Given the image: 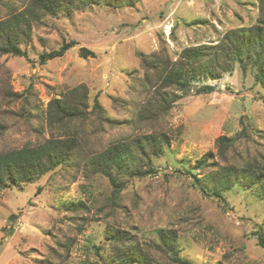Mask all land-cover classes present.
<instances>
[{
    "label": "rangeland",
    "instance_id": "rangeland-1",
    "mask_svg": "<svg viewBox=\"0 0 264 264\" xmlns=\"http://www.w3.org/2000/svg\"><path fill=\"white\" fill-rule=\"evenodd\" d=\"M24 2L0 0V19ZM263 18L261 0L93 4L34 26L22 45L26 57L0 56V86L13 92L0 94V151L36 145L76 127L88 139L83 150L89 158L121 137L132 140L158 131L169 137L168 147L157 155L147 148L154 173L123 176L125 188L116 204L108 178L76 162L0 189V264H105L94 246L103 245L100 254L106 253L111 226L129 231L145 248L159 243L160 229L175 230L180 255L193 264H264V247L254 234L264 231L260 188L235 185L220 200L203 194L185 172L208 152L220 161L217 139L232 137L243 126L252 129L250 150L264 151V89L252 69L244 73L236 64L220 78L197 74L190 92L168 113L138 119L151 95L141 85L145 69L139 53L176 60L188 46L216 44L227 31ZM64 41L75 44L63 56L40 62L41 53ZM81 47L95 55L80 56ZM80 84L87 86L90 103L99 95L105 115L122 123L112 127L92 115L83 128L75 122L66 131L51 129L46 119L49 101ZM207 84L211 91L197 93ZM79 201L85 209H68ZM149 249L159 262L171 264L166 252Z\"/></svg>",
    "mask_w": 264,
    "mask_h": 264
},
{
    "label": "trees",
    "instance_id": "trees-1",
    "mask_svg": "<svg viewBox=\"0 0 264 264\" xmlns=\"http://www.w3.org/2000/svg\"><path fill=\"white\" fill-rule=\"evenodd\" d=\"M136 1L25 0L22 8L13 7L5 18L0 19V56L26 57L27 52L22 45L28 43L34 26L44 24L46 17L60 13L71 15L93 4L120 7L133 5ZM261 3L264 6V0ZM74 44V41H64L59 48L41 53L39 60L45 63L61 57ZM94 55L93 50L80 48V56L86 58ZM139 55L145 69L144 82L141 85L147 86L146 91L151 94L146 99V105L140 108L138 119L141 121L144 117V121H147L168 113L182 94L190 92L193 82L198 81L197 74L220 78L238 64L244 73L252 69L255 82L264 89V18L251 26L227 31L216 44L188 46L176 60L159 53L141 52ZM212 89L213 86L207 84L199 87L197 93ZM12 93L0 86V94L11 96ZM46 112L49 127L62 131H66L75 122H80L83 128L92 115L100 123H107L112 127L122 123L105 115L99 95H95L90 103L89 90L85 84L53 97ZM87 140L76 127L72 133L60 132L36 145L0 151V189L17 183L32 182L58 166L67 167L76 162L78 165H90L93 170L108 178L113 187L110 199L116 204L125 188L123 176L128 174L141 177L156 171L147 148L151 150V154L157 155L163 146L169 145L168 134L163 131L141 134L132 140L121 137L111 141L105 149L96 151L89 158L83 150ZM249 141H253L252 129L247 126H243L232 137L222 135L217 139V156L220 161L214 160L212 152H208L192 168H186L185 172L193 177L194 184L208 197L224 200V191L235 185H242L258 186L264 199V151L258 149L252 152L248 146ZM197 170L200 171V176ZM40 190L41 188L38 192ZM68 207L75 212L85 209L82 201L71 202ZM254 234L258 237V244L264 247V231ZM158 235L159 243L152 247L150 244L149 248L166 252L171 264H193L180 255L178 234L175 230L162 228ZM105 239L110 243L106 253L100 254L103 245L94 246L105 264H164L151 254L149 248L136 242L129 231L111 226L107 228Z\"/></svg>",
    "mask_w": 264,
    "mask_h": 264
}]
</instances>
